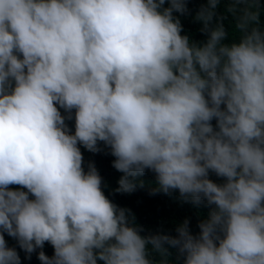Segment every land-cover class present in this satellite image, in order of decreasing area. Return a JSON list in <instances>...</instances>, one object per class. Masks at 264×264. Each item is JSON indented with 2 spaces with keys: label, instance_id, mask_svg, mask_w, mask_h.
<instances>
[{
  "label": "clouds",
  "instance_id": "9594fccd",
  "mask_svg": "<svg viewBox=\"0 0 264 264\" xmlns=\"http://www.w3.org/2000/svg\"><path fill=\"white\" fill-rule=\"evenodd\" d=\"M188 11L186 0H0V264H21L5 233L41 264H173L167 246L182 264H264L259 0H206L201 41L182 32L176 13ZM101 141L122 173L114 192L151 170V193L209 206L199 231L185 217L175 235L142 234L95 163L85 168L80 146Z\"/></svg>",
  "mask_w": 264,
  "mask_h": 264
},
{
  "label": "trees",
  "instance_id": "16d2710c",
  "mask_svg": "<svg viewBox=\"0 0 264 264\" xmlns=\"http://www.w3.org/2000/svg\"><path fill=\"white\" fill-rule=\"evenodd\" d=\"M227 3V0H224ZM188 5L187 14H179L181 23L183 25L182 32L187 33L191 39L201 41L206 38V33L201 31L202 21L195 18L196 12L199 10L201 4L206 3V0H186ZM167 4V0H166ZM260 6V20L264 23V0H259ZM223 3L218 7L219 13H224L223 23L228 35L225 37L226 41H231L234 38V19L231 13H225ZM239 33H235V37L238 38ZM63 112L64 110L61 109ZM70 127L74 129V119L66 121ZM215 124V119L212 121ZM101 151L91 152L85 149L82 145L81 151L83 153L84 165L87 167L89 161H93L95 166L99 170L103 181L102 186L105 194L120 206L130 209V214L133 217V223L141 226L142 234L148 235L156 232H167L175 235L176 224L181 222L185 217L189 218V227L193 233L199 231L198 221L204 218L208 211L209 206L205 203L195 205L188 201H183L179 197L178 190H173L170 193L156 192L151 193L150 189L155 186V174L146 169L143 175L138 176V181H143V186H137V188L130 193H118L113 189L117 187V181L121 172L117 171L111 161L114 157L111 155L103 142H99ZM210 178L220 182L221 177H217L214 173L210 172ZM10 187H18V185H10ZM5 239L9 246H15L21 257V264H41L37 258L36 249L31 254L30 258L25 257L24 251L19 247L16 240L5 233ZM169 259L173 261V264H182V257L179 256L177 249L167 246ZM43 250L49 256L53 254V247L48 242L43 245ZM154 259H159V254H153ZM102 264V262H101Z\"/></svg>",
  "mask_w": 264,
  "mask_h": 264
}]
</instances>
